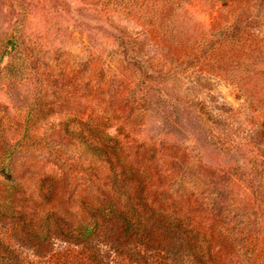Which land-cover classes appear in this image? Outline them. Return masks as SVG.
I'll use <instances>...</instances> for the list:
<instances>
[{
    "label": "rangeland",
    "instance_id": "1",
    "mask_svg": "<svg viewBox=\"0 0 264 264\" xmlns=\"http://www.w3.org/2000/svg\"><path fill=\"white\" fill-rule=\"evenodd\" d=\"M112 197L152 264H264V0H0V264Z\"/></svg>",
    "mask_w": 264,
    "mask_h": 264
},
{
    "label": "trees",
    "instance_id": "2",
    "mask_svg": "<svg viewBox=\"0 0 264 264\" xmlns=\"http://www.w3.org/2000/svg\"><path fill=\"white\" fill-rule=\"evenodd\" d=\"M94 208L90 215L68 228L46 219L40 223L44 225L42 235L39 228L30 233L31 229L21 226L23 235L16 239L19 247L37 246L34 259L21 257L18 264H152L153 257L161 259V230L153 227L134 200L123 205L112 197ZM58 240L63 243L60 249H56ZM166 240L167 245L172 238ZM11 241V235L0 230V250L14 253Z\"/></svg>",
    "mask_w": 264,
    "mask_h": 264
}]
</instances>
